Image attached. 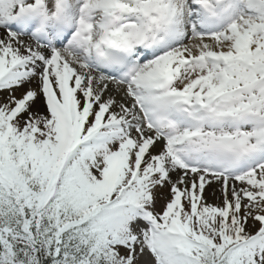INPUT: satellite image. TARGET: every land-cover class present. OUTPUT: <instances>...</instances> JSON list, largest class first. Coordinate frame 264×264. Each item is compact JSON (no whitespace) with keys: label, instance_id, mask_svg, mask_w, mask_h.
<instances>
[{"label":"snow or ice","instance_id":"1","mask_svg":"<svg viewBox=\"0 0 264 264\" xmlns=\"http://www.w3.org/2000/svg\"><path fill=\"white\" fill-rule=\"evenodd\" d=\"M0 264H264V0H0Z\"/></svg>","mask_w":264,"mask_h":264},{"label":"bare ground","instance_id":"2","mask_svg":"<svg viewBox=\"0 0 264 264\" xmlns=\"http://www.w3.org/2000/svg\"><path fill=\"white\" fill-rule=\"evenodd\" d=\"M211 192H212V189H209V199H210V201H214L215 198L211 196Z\"/></svg>","mask_w":264,"mask_h":264}]
</instances>
